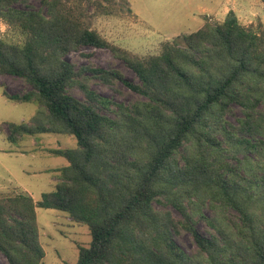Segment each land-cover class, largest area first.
Listing matches in <instances>:
<instances>
[{
  "label": "trees",
  "instance_id": "1",
  "mask_svg": "<svg viewBox=\"0 0 264 264\" xmlns=\"http://www.w3.org/2000/svg\"><path fill=\"white\" fill-rule=\"evenodd\" d=\"M70 1L43 0L42 10L28 0H0V16L26 32L23 45L0 40V72L32 85L26 93L6 96L38 103L31 124L9 123L8 140L63 132L78 143V148L52 149L68 165L59 168L61 181L41 200L24 193L0 197V251L8 263H42L36 209L44 207L89 226L90 246L80 247L76 264H203L175 244L170 226L153 208L159 195L180 199L194 192L236 209L242 221L238 242L227 236L222 220L212 219L227 242L219 244L194 228L190 213L176 204L207 262L223 264L234 248L238 258L230 264H264V220L255 214L258 192L264 200V178L242 175L241 166L231 168L221 155L244 151L264 157V27L260 32L245 27L230 10L222 23L206 22L184 35V46L166 42L160 54L147 58L122 50L138 84L116 70L75 69L64 59L80 45L111 46L72 12ZM93 77L120 79L148 100L123 108L91 89ZM73 86L84 100L69 93ZM231 103L241 106L243 118L226 126L223 115ZM44 111L59 126L44 122ZM185 144L191 150L180 167L175 155ZM248 161L238 163L245 167ZM257 163L264 168L263 160Z\"/></svg>",
  "mask_w": 264,
  "mask_h": 264
},
{
  "label": "rangeland",
  "instance_id": "2",
  "mask_svg": "<svg viewBox=\"0 0 264 264\" xmlns=\"http://www.w3.org/2000/svg\"><path fill=\"white\" fill-rule=\"evenodd\" d=\"M28 2L35 9H45L43 0ZM68 5L85 25L108 40L111 46L80 45L78 49L66 53L64 59L72 63L75 69L89 65L108 71L116 70L126 80L138 84H141L140 79L120 56L122 50L147 58L160 54L166 42L184 46V35L198 30L206 22L222 23L230 10L235 12L241 25L256 32L264 27V0H72ZM15 7L24 6L18 4ZM0 40L23 45L26 32L0 16ZM90 87L102 97L129 110L148 100L120 79L106 82L93 77ZM31 89L32 85L24 78L0 72V197L29 192L37 202L43 193L55 190L61 181L62 173L57 168L68 165V161L54 155L52 149L78 148V143L76 137L63 132L27 135L16 143L8 140L9 123L31 124L38 103L14 101L6 94H23ZM69 93L80 100L85 99V94L77 86L70 87ZM112 108L114 111L120 109L118 105ZM109 115L115 116L113 112H109ZM42 117L51 126L58 125L45 111ZM242 118L243 111L238 103H231L229 112L223 115L226 126L238 125ZM216 138L222 140L223 136L218 134ZM190 150L189 144L180 148L175 155L176 164L183 167L184 157ZM221 155L231 168L241 166L239 173L242 175L256 177L258 180L264 178V168L260 169L257 163L258 160L264 162V157L261 158L259 154L239 151ZM246 157L249 158V164L243 167L238 162L245 161ZM261 197L262 193L258 192L255 211L257 221L264 220V200ZM157 198L153 208L170 226L175 244L185 253L198 256L203 264H209L208 255L198 247L186 226L188 219L177 203L183 204V208L190 213L191 225L203 235L215 237L219 244L227 243L223 240V234L211 225L212 219H218L222 220L227 236L238 242L241 240L236 228L240 227L242 221L236 209L224 206L222 202L211 200L210 197L197 196L194 192L191 197L180 199L166 195ZM36 212L40 242L45 251L41 264H76L80 247L90 246L92 235L89 226L73 220L68 213L58 209L37 207ZM234 250L230 249L224 258L221 257L223 264H230V259L238 258H235L238 255ZM0 264H9L1 251Z\"/></svg>",
  "mask_w": 264,
  "mask_h": 264
},
{
  "label": "crops",
  "instance_id": "3",
  "mask_svg": "<svg viewBox=\"0 0 264 264\" xmlns=\"http://www.w3.org/2000/svg\"><path fill=\"white\" fill-rule=\"evenodd\" d=\"M132 9V8H131ZM133 10V9H132ZM204 24V23H203ZM203 26V25H202ZM201 26V27H202ZM27 136H25V137H22V138H20L17 142H19L20 140H22V139H24V138H26ZM7 138H8V136H7ZM13 143H16V142H13ZM55 155V154H54ZM56 156H58V155H56ZM62 157V156H61ZM65 158V157H64ZM66 159V158H65ZM67 160V159H66ZM68 161V160H67ZM68 164V163H67ZM66 166V165H65ZM64 167V166H63ZM59 168H61V167H59ZM59 168H57V171H59ZM28 194H30L29 192H27ZM36 201V200H35Z\"/></svg>",
  "mask_w": 264,
  "mask_h": 264
}]
</instances>
